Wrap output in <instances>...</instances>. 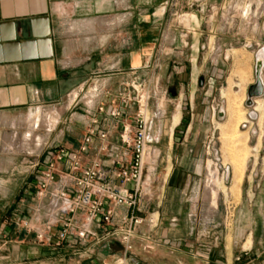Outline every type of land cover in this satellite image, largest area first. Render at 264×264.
Instances as JSON below:
<instances>
[{
    "label": "crops",
    "instance_id": "crops-1",
    "mask_svg": "<svg viewBox=\"0 0 264 264\" xmlns=\"http://www.w3.org/2000/svg\"><path fill=\"white\" fill-rule=\"evenodd\" d=\"M130 1L0 0V250L9 244L12 257L45 254L57 246L53 234L60 228L61 219L55 213L58 205L55 192H72V177L77 173L69 171L64 162L73 150L79 149L90 130L93 135L83 154V164L99 160L105 166L117 168L129 162L131 151L121 144L120 133L123 124H132L135 105L121 103L117 95L120 86L130 78L131 69L144 67L145 70L138 73L153 78L157 66L159 78L169 84L153 90L151 107L158 129L154 128L151 133L156 140L161 139L165 123L162 118L171 104H175V110L183 105L186 118L192 122L198 115L194 111L199 113L204 109V99L211 100L209 118H220L215 104L216 85L222 73L221 39L217 33L208 35L212 30L208 32L206 26H201L199 18L192 30L195 33L187 30L189 35L174 36L169 47L165 48L156 28L162 27L166 7L158 9L146 5L144 0H135L133 7L128 4ZM128 12L132 18L129 26L136 28L130 42L126 35ZM194 34L198 35L196 39H193ZM128 43L135 46L129 50ZM111 44L116 46L112 55ZM193 47L198 53L197 65V53L195 56ZM85 87L88 93L92 92L86 114L71 112L67 132L62 129L52 141L54 147L65 146L64 159L61 164H56L59 173L54 181L40 193L38 181L47 167L49 154L46 153L47 143L44 140L38 142V138L31 135L34 131L32 111L59 107L68 93H79ZM221 95L227 98V93L222 92ZM255 103L257 100L253 101ZM78 104H72V108ZM100 106L104 111H98ZM115 107L121 112L119 119L109 116V110ZM178 118L180 120V116ZM101 133H105L108 145L104 153L99 151ZM67 138L70 141L64 144ZM32 157L36 158L31 160ZM173 168L172 165L168 169L166 181L178 171ZM192 174L194 182L200 180L201 167ZM198 200L192 198L189 202L194 204ZM177 220L173 218L171 227L162 229V234L170 237L163 241L165 244L158 242L162 239L155 233L156 249L162 248L171 264L203 262L200 259L204 252L201 237L210 235L208 227L199 223L200 215L196 208L190 209L184 233L187 237H196L197 245L190 244L174 238V230L179 226ZM42 231L50 236L51 244L48 246L37 239ZM250 231L241 245L238 241L241 234L230 243H226V238H221V242L215 240L209 254H204L203 258L210 264H228V256L235 260L240 256L249 259L253 254L252 245L246 248L244 245L252 239L253 230ZM95 232L101 234L103 230L96 229ZM14 235L18 240L13 239ZM30 236H34V242H30ZM90 238L78 242L85 246L84 250L95 246V243H90ZM72 239V234L67 236L63 243L66 249H60L63 244L54 249L75 253ZM135 253H140L137 247ZM94 261L99 264L101 259Z\"/></svg>",
    "mask_w": 264,
    "mask_h": 264
},
{
    "label": "rangeland",
    "instance_id": "rangeland-1",
    "mask_svg": "<svg viewBox=\"0 0 264 264\" xmlns=\"http://www.w3.org/2000/svg\"><path fill=\"white\" fill-rule=\"evenodd\" d=\"M144 3L158 9L166 7L162 27L156 28V34L163 38L162 46L165 48L169 47L174 36H182L185 33L189 35L187 30L195 33L192 30L195 29L199 18L202 21L201 26H206L208 32L212 30L208 35L216 32L221 39L222 62H219L222 65V73L216 85L218 91L215 100L216 112L217 115L221 114L220 118H209L212 112L209 103L211 100L204 99V109L199 113L194 111L198 115L192 122L186 118L183 105L175 110V104H171L162 118L165 123L162 125L161 139L152 146L159 154L154 160L156 169L151 197L145 199L144 207L158 210L160 224L156 235L159 234L160 240L162 239L158 242L165 244L163 241L170 239L162 234V231L169 229L172 219L177 218L179 226L174 230V238L197 245L196 237H187L184 233L186 216L189 210L195 207L200 215L199 223L207 226L210 232V235L201 237L204 252L200 255L203 262L199 264H210L203 255L209 254L215 240L221 242V238H226V243H230L241 234L238 240L241 245L246 241L250 230H253L252 239L247 241L244 248L252 245L253 254L249 259H242L240 256L239 260L230 259L228 256L227 263L264 264V95L253 99L257 100V103L246 105L248 86L255 82V58L259 51L264 50V0H144ZM128 4L134 7L136 1L131 0ZM131 19L128 12V42L136 34V28L129 26ZM197 36L194 34L193 39ZM134 46L135 44H127L129 50ZM115 47V44L110 45L111 55L116 52ZM193 49L195 47L192 51L196 56L197 52ZM195 64H198V53ZM155 69L153 78L147 74H139L141 70L131 69V76L126 82L131 83L138 77L141 84L149 86L151 132L154 128L158 129V123H155L157 118L151 107L154 103L153 90L169 85L159 78L157 66ZM260 75L264 84V63ZM205 79L209 80V77ZM87 91L85 87L79 93H68L59 107L38 108L32 111L34 131L31 135L36 136L38 142L44 140L47 143V154L62 150V160L64 159L65 146L54 147L51 143L62 129L67 132L71 112L86 114L87 104L91 99L89 95H92V92ZM222 92L227 93V98L221 95ZM77 102L79 104L73 109L72 104ZM250 113L255 116L251 117ZM171 116L173 117L170 123ZM178 120L179 123L175 125ZM151 134L154 137L153 133ZM69 141L67 138L64 144ZM74 151L77 149L72 152ZM35 158L32 157L31 160ZM62 160L58 161V164H61ZM235 163L239 164V169L242 170L239 182L234 177ZM64 165L71 171L68 160ZM172 165L173 170L178 171H175L173 178L166 181L167 171ZM198 167H201V178L194 182L192 172ZM192 198H198V203H190ZM15 236L17 235L12 236L13 239L18 240ZM29 240L34 242V236H30ZM90 243L94 244V240L91 239ZM8 245L0 250V264H97L94 261L96 258L101 259L99 264H116L114 257L120 258L123 254L119 244L102 241L89 247V250H84L85 246L73 242L71 245L75 246V253L58 252L54 249L58 247L54 246L45 254L12 257L11 247ZM65 246L63 244L60 249H66ZM136 247L138 250V245ZM171 263L167 262L166 253L162 248L156 249V252L134 253L126 261V264Z\"/></svg>",
    "mask_w": 264,
    "mask_h": 264
},
{
    "label": "built area",
    "instance_id": "built-area-1",
    "mask_svg": "<svg viewBox=\"0 0 264 264\" xmlns=\"http://www.w3.org/2000/svg\"><path fill=\"white\" fill-rule=\"evenodd\" d=\"M149 90V86L141 84L137 77L131 83H123L118 91L117 98L121 103L135 105L132 124H123L120 133L121 144L131 151L126 166L111 168L99 160L89 165L83 164V154L91 143L92 130L79 149L70 154L69 168L77 175L72 177V192H55L58 203L55 213L61 219L60 228L53 234L55 245H62L70 234L76 243L89 237L95 244L102 241L117 243L123 254L120 258L114 257L116 264H126L134 255L137 245L140 252L156 249L155 230L159 227L160 216L157 209L144 207L145 199L151 197L156 169L154 160L159 154L152 147L157 140L150 133L152 116L148 105ZM98 111H104V107L100 106ZM109 116L119 119L121 112L116 107L111 108ZM99 137V151L104 153L108 150L105 133ZM62 157V150H54L49 154L50 161L38 181L40 193L59 173L56 164ZM96 229H102L103 232L97 234ZM37 239L42 244H51L50 236L43 231L38 233Z\"/></svg>",
    "mask_w": 264,
    "mask_h": 264
},
{
    "label": "water",
    "instance_id": "water-1",
    "mask_svg": "<svg viewBox=\"0 0 264 264\" xmlns=\"http://www.w3.org/2000/svg\"><path fill=\"white\" fill-rule=\"evenodd\" d=\"M255 82L248 86L246 105L250 106L253 103L254 98H258L264 95V84L260 78V69L257 64L255 65ZM221 116V114H219Z\"/></svg>",
    "mask_w": 264,
    "mask_h": 264
},
{
    "label": "bare ground",
    "instance_id": "bare-ground-1",
    "mask_svg": "<svg viewBox=\"0 0 264 264\" xmlns=\"http://www.w3.org/2000/svg\"><path fill=\"white\" fill-rule=\"evenodd\" d=\"M256 60H255V65L257 64V66H258V68L260 69V74H261V70H262V67H263V63H264V50H261V51H259L258 52V54L256 55V58H255ZM260 78H261V75H260ZM261 80H262V78H261ZM256 99V98H255ZM258 102V101H257ZM260 103V102H259ZM238 113V112H237ZM38 114H39V112H38ZM251 117H254L255 116V114H253V113H250L249 114ZM239 116V115H238ZM46 117V116H45ZM241 118V117H240ZM38 120H39V116H38ZM175 122V121H174ZM242 154V153H241ZM244 158V157H243ZM242 161V160H241ZM242 171V170H241ZM240 169H239V164H236L235 163V166H234V177H235V180L237 181V182H239L240 181V178H241V174H240ZM235 181V182H236ZM238 186V185H237Z\"/></svg>",
    "mask_w": 264,
    "mask_h": 264
}]
</instances>
